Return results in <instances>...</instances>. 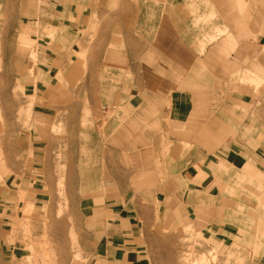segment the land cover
<instances>
[{
	"label": "crops",
	"instance_id": "crops-1",
	"mask_svg": "<svg viewBox=\"0 0 264 264\" xmlns=\"http://www.w3.org/2000/svg\"><path fill=\"white\" fill-rule=\"evenodd\" d=\"M37 20L87 52L42 58L69 65L95 96L86 130L64 125L71 191L87 185L73 206L91 264H153L148 235H161L153 226L166 209L186 218L194 209L196 219L202 191L220 192L237 174L264 184V137L239 123L250 105L264 129V82L238 79L264 81V0H44ZM47 33L43 46L59 47ZM42 141L56 143L52 134ZM250 202L246 224L255 227L239 233L254 240L264 220ZM217 223L215 215V235L231 233ZM252 264H264V248Z\"/></svg>",
	"mask_w": 264,
	"mask_h": 264
},
{
	"label": "rangeland",
	"instance_id": "rangeland-1",
	"mask_svg": "<svg viewBox=\"0 0 264 264\" xmlns=\"http://www.w3.org/2000/svg\"><path fill=\"white\" fill-rule=\"evenodd\" d=\"M43 3L44 0H0V264H91L84 236L78 235L82 219L73 206L78 196L86 194L87 185L79 192L71 191L72 176L64 156L71 146L65 143L70 133L64 125L80 121L86 130L95 119L90 107L95 96L88 97L80 88L82 75L71 80L69 65L42 58L46 54L85 57L87 52L72 47L73 40L63 30L47 33L41 29L37 16ZM46 33L52 44L57 41L60 46L44 47ZM105 72H111V68H105ZM250 74L238 79L255 88L263 84ZM219 100L223 101V97ZM106 104L105 100L100 112ZM250 108L243 107L239 123L243 125L245 121L264 137V129L249 113ZM240 125L234 127L239 129ZM244 127L247 129V125ZM48 134L55 136V144L42 141ZM173 143L169 142V155ZM49 146L51 154L55 152L50 156V166ZM82 178L85 181V175L77 176L78 180ZM224 187L220 192H201L200 203L205 206L199 208L196 219L194 209L186 218L175 207L166 209L163 218L157 217L153 227L161 235H148L153 245V264L255 261L264 248V232L257 231L258 235H253L256 239L250 240L240 235L239 227H255L254 223L246 224L245 216L251 211L256 214L254 207L245 206L247 200L261 205L258 220H264V184L237 174L235 181ZM172 195L174 200L176 193ZM215 215L218 226L231 230L229 235H215Z\"/></svg>",
	"mask_w": 264,
	"mask_h": 264
},
{
	"label": "bare ground",
	"instance_id": "bare-ground-1",
	"mask_svg": "<svg viewBox=\"0 0 264 264\" xmlns=\"http://www.w3.org/2000/svg\"><path fill=\"white\" fill-rule=\"evenodd\" d=\"M27 263H28V261H27Z\"/></svg>",
	"mask_w": 264,
	"mask_h": 264
}]
</instances>
